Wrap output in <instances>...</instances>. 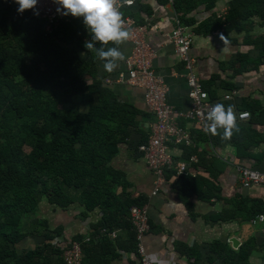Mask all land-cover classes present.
I'll list each match as a JSON object with an SVG mask.
<instances>
[{
    "label": "crops",
    "instance_id": "obj_1",
    "mask_svg": "<svg viewBox=\"0 0 264 264\" xmlns=\"http://www.w3.org/2000/svg\"><path fill=\"white\" fill-rule=\"evenodd\" d=\"M176 1L135 0L124 14L148 28L153 69L165 80L168 102L180 114L189 111L192 102L185 62L178 57L170 35L179 23L192 28L190 57L195 60V72L214 100L237 92L232 102L222 104L225 108L233 106L239 131L234 130L232 137L225 140L223 129L219 131L221 135H209L178 115V122L195 145L172 144V154L177 160L197 155L198 162L193 165L198 174L177 177L168 170L162 188L154 193L156 176L138 147L149 138L156 118L146 106L143 89L126 82L132 42L127 39L119 46L110 45L119 47L125 60L112 72H107L98 58L94 65L98 79L113 94L112 102L123 106L127 113L121 111L125 121L113 127L117 142L108 160V178L117 206L113 224H101L104 212L99 206L88 210L76 201L61 207L43 198L30 218L29 227L33 229L21 231L26 237L18 244V251L42 247L53 236L51 243L63 249L69 241L80 243L86 249L84 264H94L98 257L102 264H140L135 251L137 235L130 219L132 204L145 207L149 216L150 230L142 238L146 252L166 264H224L226 258L247 244V264H264V224H254L250 217L256 210L264 212V184L243 188L236 169L237 164L264 171V56L246 43L248 35L264 37V20L254 17L251 28L239 33L228 30L233 0H188L190 6L182 2L181 10L176 8ZM88 39L90 34L83 42ZM79 50L86 55L82 57ZM74 51L86 62H90L92 53L95 55V51L81 47ZM77 103L82 113L89 111L86 101ZM243 111L249 112L251 118L238 122V114ZM105 237L115 244V254L102 245ZM233 238L239 240L238 247Z\"/></svg>",
    "mask_w": 264,
    "mask_h": 264
},
{
    "label": "trees",
    "instance_id": "obj_2",
    "mask_svg": "<svg viewBox=\"0 0 264 264\" xmlns=\"http://www.w3.org/2000/svg\"><path fill=\"white\" fill-rule=\"evenodd\" d=\"M182 2L190 6L188 0H178V10ZM17 8L14 0H0V264H66L64 249L51 243L53 236L42 247L19 252L16 248L26 235L17 229L36 214L43 198L61 207L76 201L88 210L99 206L104 212L101 224H113L117 206L108 160L117 142L113 127L125 121L120 112L126 111L112 102L113 94L98 79L96 55L92 53L90 64L74 51L86 49L83 39L89 33L82 18L63 19L47 33L45 20ZM256 16L264 20V0H233L228 30L247 31ZM61 40L69 48L61 47ZM246 43L264 56V37L248 35ZM14 78L18 80L12 83ZM75 95L89 104L87 113L78 103L61 106L63 99ZM101 243L115 254L112 240L105 237ZM248 254L247 244L224 264H247ZM96 263L102 264L100 257Z\"/></svg>",
    "mask_w": 264,
    "mask_h": 264
},
{
    "label": "built area",
    "instance_id": "obj_3",
    "mask_svg": "<svg viewBox=\"0 0 264 264\" xmlns=\"http://www.w3.org/2000/svg\"><path fill=\"white\" fill-rule=\"evenodd\" d=\"M172 1L170 0V2ZM118 4L120 5L119 10L122 13L124 27L130 33L128 39L133 44L132 54L127 60L128 76L126 82L143 89L146 106L156 118L155 122L151 125L149 138L145 142H142L138 149L156 176L154 193H158L165 182L166 171L168 170H173L177 177L196 176L198 174V169L193 165L195 162H198L197 155H193L188 159L177 160L172 154V144L195 145L190 133L178 122L177 116H183L184 119L193 123L205 133L203 129L205 124L208 123L206 119L207 113L217 103L222 104L223 101L232 102L237 92H230L222 100H214L212 98L195 72V60L190 57L193 37L192 28L179 23L171 33L170 39L175 46L178 57L182 62H185L189 98L192 106L186 113H177L168 102V85L153 69L151 59L154 53L147 41L148 28L139 24L134 18L124 14V9L134 6L135 0L130 5L123 3V0H118ZM57 7L58 5L53 0H38L36 8L39 11V15L37 16L45 20V31L47 33H50L63 19L71 20L74 18L71 15H61L57 12ZM31 11L34 13V10ZM250 118L251 114L246 111L239 113L237 117L238 122L249 121ZM220 130L222 129L218 131ZM236 169L239 172V180L243 188L250 189L255 185L264 184V171L244 165L238 166L237 164ZM130 215L131 223L133 229L136 231L138 240L137 254L139 263L166 264L163 259L147 253L143 246L142 238L150 230V220L146 208L133 205L130 208ZM252 223L264 224V212L252 218ZM64 249L66 264H83L84 250L80 243L73 240L69 241Z\"/></svg>",
    "mask_w": 264,
    "mask_h": 264
},
{
    "label": "clouds",
    "instance_id": "obj_4",
    "mask_svg": "<svg viewBox=\"0 0 264 264\" xmlns=\"http://www.w3.org/2000/svg\"><path fill=\"white\" fill-rule=\"evenodd\" d=\"M14 2L18 4V13L34 10V14L39 15L36 8L38 0H14ZM53 2L58 5L56 10L61 15L82 18L91 36L90 40L85 41L84 46L87 50L95 51L96 57L104 62L103 68L107 72L114 71L119 62L125 60L124 53L117 46L123 44L130 33L124 27L118 0H53ZM132 2L133 0H123V3L129 5ZM110 42L117 46L107 48L95 46L108 45ZM206 119L208 123L203 130L207 134L221 135L218 130L223 129L222 139L227 140L232 137L234 130L239 131L233 106L225 108L223 104L217 103L207 113Z\"/></svg>",
    "mask_w": 264,
    "mask_h": 264
},
{
    "label": "rangeland",
    "instance_id": "obj_5",
    "mask_svg": "<svg viewBox=\"0 0 264 264\" xmlns=\"http://www.w3.org/2000/svg\"><path fill=\"white\" fill-rule=\"evenodd\" d=\"M58 43L61 47H64V48H69V46H70L68 43L64 42L63 40L59 41ZM79 51H81L82 57H84V55H86L83 50H79ZM17 80H18V78H14L12 83L16 82ZM79 99H80V96H77V95L66 97L65 99H63L61 106L62 107L65 106V107L69 108V107L73 106L74 104H76ZM29 141L25 142V144L23 145V149L26 151H29L30 146H31V143ZM29 222H30V219L23 220V223L19 225L20 227H18L17 230H21V231L26 230L27 232H30V230H32L33 228L31 229L32 225H31V227H29L30 226ZM33 232H35V231L33 230L31 233H33ZM33 250H35V249H31V250H27V251H33Z\"/></svg>",
    "mask_w": 264,
    "mask_h": 264
},
{
    "label": "water",
    "instance_id": "obj_6",
    "mask_svg": "<svg viewBox=\"0 0 264 264\" xmlns=\"http://www.w3.org/2000/svg\"><path fill=\"white\" fill-rule=\"evenodd\" d=\"M232 241L234 242L235 247H238V245H239V243H240L239 240L236 239V238H233Z\"/></svg>",
    "mask_w": 264,
    "mask_h": 264
}]
</instances>
